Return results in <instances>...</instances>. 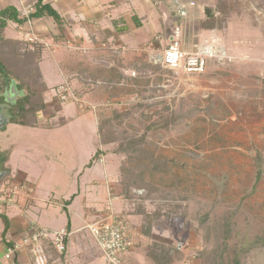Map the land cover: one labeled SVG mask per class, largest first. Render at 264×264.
<instances>
[{
	"label": "rangeland",
	"instance_id": "374dc122",
	"mask_svg": "<svg viewBox=\"0 0 264 264\" xmlns=\"http://www.w3.org/2000/svg\"><path fill=\"white\" fill-rule=\"evenodd\" d=\"M173 1L159 0L171 24L180 16L185 50L215 47L204 72L167 68L160 58L168 36L156 53L108 48L87 61L72 54L62 61L65 71L52 74L49 58L58 53L61 61L67 45L0 44L7 65L46 102L38 127L10 122L2 106L8 122L0 128V212L5 203L29 204L9 182L17 176L14 148L16 163L44 166L46 175L48 154L71 175L83 169L73 165L71 150H96L88 167L103 157L110 163L114 209L134 228L136 263L264 264V0ZM15 87L12 80L4 93L9 102L24 94ZM69 115L89 118L91 136L79 131V121L58 129ZM71 184L54 188L68 192Z\"/></svg>",
	"mask_w": 264,
	"mask_h": 264
},
{
	"label": "crops",
	"instance_id": "0c3cea01",
	"mask_svg": "<svg viewBox=\"0 0 264 264\" xmlns=\"http://www.w3.org/2000/svg\"><path fill=\"white\" fill-rule=\"evenodd\" d=\"M36 1L0 0V10L12 5L21 12V16H27L34 10ZM44 2L51 3L61 14L64 20L63 30L52 18L44 17L30 19L25 24L10 22L5 30V37L13 42L30 43L32 41L28 38L33 34L37 35V39L40 38L37 41L42 44L47 40L52 43L55 41L54 44L59 41L67 45L66 49L59 53L61 61L57 58L58 53L53 55L55 59L49 58L51 61L47 62L46 70L48 72L49 65L50 74L61 67L64 72L62 61L66 64L72 54H78V56L82 54L83 59L87 61L89 57L92 59L97 57L96 54L100 50L108 48L112 52L129 56H139L143 52L156 53L165 36L172 39L177 38L180 37L182 31L181 21L178 20L180 16L177 14L171 17L172 20L177 18L171 24V19L166 18L167 11L164 9V4H160L159 0H44ZM173 2L176 5V0ZM71 45L74 48H69ZM45 52L41 55V63L45 61ZM63 119L66 121L58 129L79 121L81 125L79 131L87 134L88 137L91 136L90 129H87L89 118L86 116L69 115ZM52 128L55 127L48 126V130ZM93 131L96 134V130ZM93 139L91 149L96 148L95 142L98 141V136L95 142ZM15 149H13L11 164L17 167V176L14 174L9 182L15 185L35 186L36 192L33 200H30L24 191L18 195V198L29 201L26 207L22 202L16 205L17 201L14 203V208L12 204L10 206V203H5L8 208L4 214L8 217L9 228L5 231L4 219L0 217V264H36L29 247L18 251L13 260L5 258L8 243L22 238L29 229L30 218L42 226L54 229L67 227L72 232L67 238V250L63 254L49 243L48 264H106L104 253L88 228V224L101 218L106 205L105 201L107 202L112 195L110 191L112 182L108 174L110 163L104 162L105 157H103L94 160L93 164L88 167L96 150L91 154H84L83 151L77 149L71 150L73 165L78 164L83 169L81 171L74 169L71 175H64L58 163L50 162L53 156L48 154V175H46L44 166L40 165L36 169V164L31 161L21 160L16 163L14 161ZM62 151L63 149L56 154L60 159H62ZM73 152H76L79 158L77 163L73 158L75 156ZM26 154L27 158L32 156L31 152ZM100 162L105 166L104 170L96 168L97 163ZM67 181H72L68 192L62 189L59 191L61 193H58L54 185ZM1 205L0 203V207ZM114 206L119 211V203ZM135 253V251H130L124 256L126 264H140L135 262Z\"/></svg>",
	"mask_w": 264,
	"mask_h": 264
},
{
	"label": "built area",
	"instance_id": "2783aa9c",
	"mask_svg": "<svg viewBox=\"0 0 264 264\" xmlns=\"http://www.w3.org/2000/svg\"><path fill=\"white\" fill-rule=\"evenodd\" d=\"M191 6L194 2L189 3ZM183 10V9H182ZM182 10H179L180 12ZM29 41H37V35L31 34ZM43 42V41H42ZM198 47V46H197ZM215 47L199 46L193 51L185 50L180 37L171 39L161 55L162 63L171 70H183L187 73H201L206 68V57L214 55ZM29 184L15 185L16 196L22 191L31 198L34 188ZM18 189V190H17ZM92 235L102 249L106 264H126L124 256L135 246V232L126 216L114 209V197L110 195L103 209L101 218L88 224ZM72 234L67 227L60 229L48 228L29 219V229L20 240L8 246L5 258L13 260L18 251L29 247L36 264H48L49 243L61 254L67 250V238Z\"/></svg>",
	"mask_w": 264,
	"mask_h": 264
},
{
	"label": "trees",
	"instance_id": "16d2710c",
	"mask_svg": "<svg viewBox=\"0 0 264 264\" xmlns=\"http://www.w3.org/2000/svg\"><path fill=\"white\" fill-rule=\"evenodd\" d=\"M210 14L208 13V16ZM44 17L52 18L63 30L64 20L61 14L52 6L51 3L44 2V0H37L34 10L27 16H21V12L12 5L0 10V44L6 40L5 30L9 26L10 22L25 24L30 19ZM22 43L25 45H32V42H21L20 44ZM12 80H15L17 91L19 93L24 92V94H19L13 102H9L4 93L8 90L7 87L11 85ZM4 104H7L8 106L7 109L10 112V122L31 127L41 126L37 115L40 111H43L46 108L43 93L38 95L37 88L27 85L23 79L16 75L15 70L10 68L6 61L0 56V107ZM0 217L4 219L5 231L8 230V217L2 213L0 214ZM8 245H13V242H9ZM158 264L163 263L158 262ZM235 264H239L238 261H236Z\"/></svg>",
	"mask_w": 264,
	"mask_h": 264
},
{
	"label": "water",
	"instance_id": "95a60500",
	"mask_svg": "<svg viewBox=\"0 0 264 264\" xmlns=\"http://www.w3.org/2000/svg\"><path fill=\"white\" fill-rule=\"evenodd\" d=\"M15 86H16V83H15ZM15 90H17V88ZM1 110H2V106L0 107V128H2L8 122L7 117L1 112ZM2 176H3V174L0 172V178Z\"/></svg>",
	"mask_w": 264,
	"mask_h": 264
}]
</instances>
